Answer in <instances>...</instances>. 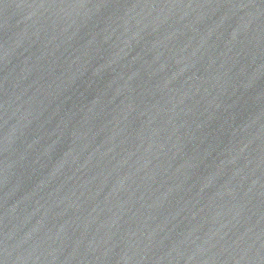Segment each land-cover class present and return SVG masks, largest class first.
<instances>
[{"label":"water","instance_id":"obj_1","mask_svg":"<svg viewBox=\"0 0 264 264\" xmlns=\"http://www.w3.org/2000/svg\"><path fill=\"white\" fill-rule=\"evenodd\" d=\"M0 264H264V0H0Z\"/></svg>","mask_w":264,"mask_h":264}]
</instances>
